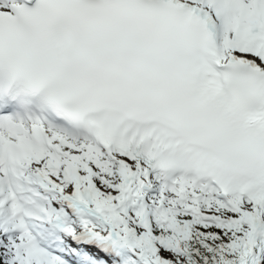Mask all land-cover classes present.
<instances>
[{"label": "snow or ice", "instance_id": "snow-or-ice-1", "mask_svg": "<svg viewBox=\"0 0 264 264\" xmlns=\"http://www.w3.org/2000/svg\"><path fill=\"white\" fill-rule=\"evenodd\" d=\"M0 264H264V0H0Z\"/></svg>", "mask_w": 264, "mask_h": 264}]
</instances>
